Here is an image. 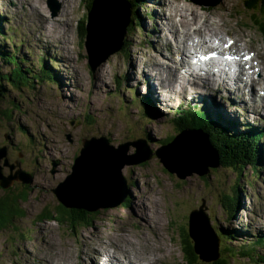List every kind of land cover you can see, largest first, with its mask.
<instances>
[{"label":"rangeland","instance_id":"rangeland-1","mask_svg":"<svg viewBox=\"0 0 264 264\" xmlns=\"http://www.w3.org/2000/svg\"><path fill=\"white\" fill-rule=\"evenodd\" d=\"M121 1L132 10L126 28L124 25L126 32L121 48L111 54L95 53L92 58L88 51L90 28L105 29L107 20L114 18V8L118 9L116 14L121 13L120 7H114V1L94 0L89 9L88 0H55V3L50 0H0V55L17 53L24 71L35 76L44 70L53 77H45L41 82L29 79L27 86L21 88L12 82H1L6 91L0 96V149L7 150V156L0 162L1 177L6 183V179L19 172L27 175L24 181H30V177L32 180L30 184L14 180L8 189L0 187V200L8 194L22 192L27 198L18 206L23 213L21 218L14 219L5 229L0 228V264H97L96 260L105 255L100 250L97 254H89L93 252L90 247L101 248L115 239L123 241L128 250L131 248L128 241L133 242L132 250L140 256L147 253L151 244L167 258L166 264H185L181 241L185 238L182 234L189 231L193 234L195 231L197 242L206 249L203 254L199 252L203 261L211 263L218 256L210 244L213 243L210 236L214 234L213 227L217 232L221 228L234 232L237 237L231 244L237 251L246 246L257 249L255 255L264 256V239L261 238L264 236V114L256 117L246 111L244 105L229 102L226 92L211 93L203 89L194 96L182 88L186 84L184 80L175 88V94L171 93V99L165 97L154 85L150 76L156 77V74L151 70L156 68L160 75L164 67L174 70L182 63L175 33L182 35L184 31L182 16L190 19L192 16L185 11H170L166 5L165 11L160 10V6H156L158 2L150 0L147 3L143 0L140 6V0L137 3L133 0L136 6L127 0ZM174 1L184 10L196 7L195 14L210 19L208 25L202 24L208 30V40L214 28L225 37L221 41L214 36L204 48L190 49L192 52L201 54L221 49L224 55L245 64L247 58L238 59L230 51L233 43L240 40L239 47L244 53H255L262 73H254L255 78L252 77L251 82L245 79V83L260 99L258 103L264 102V90H260L257 83V77L264 76V36L251 22L254 13L245 9V0H221L217 6L210 5L216 0ZM109 2L112 7L108 8ZM42 18L55 19L67 27L56 36L51 29L43 27L46 23H42ZM172 19L176 29L170 26ZM83 25L87 34L81 42L79 32ZM158 26L160 31L156 35ZM185 63L192 69L188 61ZM0 68L6 75L13 65L0 58ZM232 69L235 70V66ZM196 89L199 91L200 85ZM211 104L237 119L238 132L259 129L263 137L259 143L261 155L257 171L248 166L240 176L234 170L219 167L214 158L202 162L199 168L179 169L184 177L167 169L162 156L173 171L179 162L169 153L187 160L179 150L171 148L172 145H165L170 138L183 133L172 123L174 116L189 108L196 113L200 111L198 108H204L207 114H203L215 122L212 118L215 116L208 110ZM218 123L231 130L237 127L227 119L226 123ZM185 131L183 134L191 138V141L185 139L186 145L191 143L196 147L197 141L205 140L200 130ZM93 138L106 139V144L115 152L113 156L123 165L120 172H114L113 179L120 184L121 190L118 193L115 190L113 195H120V199L127 193L126 200L120 204L116 197L105 196L115 204L91 213L90 226L69 227L45 220L44 215L56 211L61 203L55 191L73 173L84 141ZM139 140H144L153 153L150 159L143 150L144 142ZM138 147L145 154L136 156ZM211 163L209 172L207 167H202V164ZM108 171L106 168L98 172L106 175ZM194 213L198 214L192 219ZM219 248L221 256L220 251L224 249ZM108 250L111 252V248ZM88 256L91 259L86 260ZM231 261L233 264H264L241 255Z\"/></svg>","mask_w":264,"mask_h":264},{"label":"bare ground","instance_id":"bare-ground-1","mask_svg":"<svg viewBox=\"0 0 264 264\" xmlns=\"http://www.w3.org/2000/svg\"><path fill=\"white\" fill-rule=\"evenodd\" d=\"M64 1L65 0H62V2H64ZM112 1L115 2L114 7H120V9L122 11L119 10L121 13L116 14V11L118 9L114 8L113 13H112V14H114V18L111 20H109V19L107 20L108 25L105 27V29H102L103 27H99V26H93L92 29L90 28L88 51H89L90 56L92 58L94 57L95 53H99L98 55H102V54H106V53L111 54V52H114V51L118 50L119 48H121V46L123 44V39H124V35L126 32L125 28H126L128 22L130 20L129 13L132 10H131V8H129L128 5L126 6L123 3V1H121V0H112ZM144 1H145V3L149 2V0H144ZM144 1L143 0L138 1V3H139L138 6H140ZM151 1L152 2H158L156 4V6H158V7L160 6L159 7L160 10L162 9L163 11H165V9L168 8L170 11H176L177 13L179 11H185L192 16V19H190L189 16H187V15L182 16L181 25L183 26L184 31L181 32L182 35L179 34L178 32L175 33L176 38H177L176 39V46L178 47V52L180 54H182V57H183L182 63L178 64V66H176V68L174 70L164 67L162 69V70H164V72H162L160 75H159L158 71L156 70V68L151 70V71L155 72L156 77L155 76H150V77L152 78L154 85H156V87L160 90V92H162V94L165 97L171 99L173 97V96H171V93L175 94V91H177L175 88L177 86H180L179 84L181 83V80H184V82L186 84L183 85L182 88L185 89V91H190L189 93L194 95V96H196V94L201 92L203 89L207 90L208 92H211V93L217 92V91L226 92L230 96L229 102H231L233 104H235V103L239 104L240 103L241 106L244 105L248 109L246 111L255 114L256 117H263V114H264V102H263V100L260 101V104H259L258 102L260 99H257L254 96L251 88L248 89V87H250V86H248L245 83V79L247 81L249 80V82H251L252 77H253V79L255 78L254 73L255 74L256 73H259V74L262 73L261 72L262 66L256 62V58L253 55L255 53L252 52L253 53L252 55H250V53L248 55L246 53H244L242 51L241 47H239L240 40H236L232 45L233 48L231 47L232 50H230V51L232 53H234L235 55H237L238 59H239V57L245 58L246 56H248L249 59H248L247 63L244 64L241 60L240 61L237 60L238 65L235 66V70L231 69L230 73H228V74H223V76L212 77V78H209V80L196 79L193 76L192 69H188L186 66L187 63H185V61H188L189 68H191L190 64H189V59L193 58L192 55L197 53V51L192 52L190 49L198 50V47L204 48L205 45L207 43H209L211 38L214 36L220 37L221 41H223L225 37L220 35L221 31L219 29L214 28V30L211 33L212 37H210L208 40V38H207V31L208 30H206L202 26V24L208 25L210 22L209 21L210 19L208 20L207 18H204L200 14H195L196 13L195 11H197L196 7L192 8V9L187 8L186 10H184L185 8L183 9V8L177 6L176 2L174 0H165V2H164V0H150V2ZM173 1L175 2V4L173 3ZM168 2L170 3V5L168 4ZM165 5L167 6L166 8H165ZM109 7H112V2L108 3V8ZM156 12H157V10H156ZM95 14L99 15L97 12H95ZM126 14H128V15H126ZM164 15H165V13H164ZM200 19L202 21L199 23ZM42 23H46V26H43V27L49 28V30L51 29V31L54 32L56 36H58V34H61V32L63 33V27H65L67 25L65 23L56 22L55 19H52V20L45 19L44 20L43 18H42ZM124 25H125V28H124ZM170 26H172L173 29L177 28L175 25V22H173V19H172V25L170 24ZM159 29L160 28L158 26V29H156V31L154 30L156 32V35L160 31ZM194 38H198L200 40L196 41ZM180 39L183 41L182 42L183 44L179 43ZM160 44L158 46H160ZM93 47H94L95 51H94ZM242 52H243V55H242ZM179 53H177V54H179ZM210 53H213V52L210 51ZM176 63H178V62H176ZM257 68L260 70L257 71L256 70ZM183 73H185L186 75H184ZM257 83L260 86V90H264V86H263L264 84L263 85L261 84V83H264V76L263 75L260 78H259V76L257 77ZM199 85H200V90L198 91V89H196V87H199ZM180 93H181V91H180ZM233 96L235 98H233ZM259 98H261V97H259ZM213 101H214V99H213ZM258 104H259V106H257ZM206 105H207V103H206ZM208 108H209L208 109L209 112H211L212 115L215 116L212 118H215L217 122H220V123L225 122L226 123V119H227V120L231 121L232 123H234L237 126L236 130L235 129L231 130V128H230V130L232 132L236 131V133H238L237 128H238V126L240 127V125L238 124L237 119L235 117H233L231 113L228 112L229 115H227L226 110L222 109L221 107H216L215 105H212V104H211V107H210V105H208ZM198 109L200 111H202L203 113L207 114V112L205 111L204 108H198ZM213 111L220 112L222 115L215 114ZM222 117L225 118V121L222 120ZM198 121H199V119H198ZM203 134L207 135L206 133H203ZM184 140H185L184 137L181 138L177 142V144L175 145V147L179 148L181 153L184 154L185 157H187V160H183L184 162L181 164V166L183 168H185L187 165L190 167L194 166L195 168H199V164H201L202 162L207 161L209 158H216V155L214 154V157H213V155H210L211 154L210 149H207L201 143L195 144L196 145V147H195L191 143H190V145H186L185 144L186 142L184 143ZM182 141H183V143H182ZM176 158L178 159L179 157L174 156L175 160H176ZM95 160L97 162L91 163V164H89V166H85L84 169H82L83 173H84L83 177H85V178H80V182L85 181L87 179L93 180L95 182L104 181L101 173L98 172L94 168L103 169V168L112 167L113 165H110V163H109L110 160H109V162L107 160H104V159L101 160L99 158H96ZM111 160H112V162H115V163H118L120 161L119 159H117L114 156H112ZM92 161H94V159ZM162 161L164 162L165 165L169 164L165 160L164 156L162 157ZM177 162H179V161H177ZM81 168H82V166H81ZM88 169H91V171H88ZM98 185H100V183H98ZM73 187H74V185H73ZM210 234H212V233H210ZM215 235L214 234L210 235L211 240L213 242L210 244H212V249L215 250L214 251L215 254H219L218 246L220 244L221 238L216 237ZM118 240L119 239H115V240H111L109 243L106 242L105 244H107V245L102 246L101 248L97 245H93L89 249L93 252H91L89 254H97V252L99 250H100L99 252H103L102 254L105 255L104 257H100L97 260L94 259L97 261V264H109V263H114V262H115V264H123V263L124 264L125 263L126 264H138V263L139 264H166V262H167V261L164 262L165 260H167V258L162 257V252L160 250L157 251L156 248L151 244H149V248H148L149 250L147 251V253L146 252L141 253L144 256L143 257V256H140L139 252H137V251L134 252L132 250L133 247H135L133 242L128 241L130 244V247H131L128 250L127 245H125V243L123 241L120 242ZM105 244H102V245H105ZM108 244H112V246L109 247ZM118 244L120 245L119 246L120 250H117ZM159 246H162V245H159ZM162 247H165V246H162ZM166 247H168V246H166ZM109 248H111V252H110V250H108ZM197 248L201 254H203L206 251V249L202 248V246L199 244V241L197 242ZM112 251H115L116 254H113ZM127 258H133L135 261H132V260L127 261ZM88 259H91V257L88 256V258L86 260H88ZM99 261L101 263H98ZM46 264H54V263L46 262Z\"/></svg>","mask_w":264,"mask_h":264},{"label":"trees","instance_id":"trees-1","mask_svg":"<svg viewBox=\"0 0 264 264\" xmlns=\"http://www.w3.org/2000/svg\"><path fill=\"white\" fill-rule=\"evenodd\" d=\"M88 1V8L90 9L94 0ZM127 1L132 5H137V0H134L136 3L133 0ZM245 9L254 13L251 15V22L253 21L252 23L264 36V0H245ZM81 30L82 31L79 32V39L81 42H84L87 34L84 25L81 27ZM125 44L126 41L123 45V48L125 47ZM0 58L6 61L8 65H13L12 71L6 75L2 74L0 68V96H2L1 94H3L4 91H6V87H4L1 82H12L21 88V86H27L29 79L39 80L41 82L45 77L53 78L50 73L44 70H41V74H37L35 76L30 75L31 73L27 70L24 71L20 62L18 61L17 53L13 55L6 53L0 55ZM154 114L155 109L152 115ZM172 123L180 133L181 131L184 132L189 128V130H200L201 132L204 131L207 133L209 144L218 152L219 167L221 166L224 169L234 170L240 176L242 175L244 169L248 166L254 168L256 171L258 170L257 166L260 162L259 158L261 155L259 143L261 137H263L261 133L259 134L258 129H250V131L246 130V132H238L235 134L230 129L223 128L218 122L211 121L207 115L203 114L202 111L196 113L192 108H189L183 112H178L177 116H174L172 119ZM176 137L170 138V141H166L165 145H170L176 139ZM207 171L209 172V168ZM12 195L8 194L4 199L0 200L1 229L9 227L13 223L14 219L19 217L21 218V215L23 214L19 211L18 206L27 199L25 198L26 194L22 192ZM232 212H234V209ZM91 213L94 212H89L87 210L78 208H68L60 203L56 211L51 213L47 212V215L45 214L44 216L46 218L45 220L49 222H56L60 225H68L69 227H74L76 224L90 226L91 222H93V219L89 220L93 215ZM213 230L214 235L216 234V237H220L222 235L225 237H220L222 242L220 247L224 249V256L222 255L223 251H220L222 252L221 256L218 254V256L215 257L211 263H205L197 249V240L193 238L192 233L189 231L186 234H182V236L185 238H183V241H181L182 249L185 252L183 255L185 264H233L231 260L239 255L243 256L244 258H249V260L252 262H264V256L255 255L257 249H247L245 246L242 247L241 251H237L236 248L231 244L232 239L237 237L234 232L225 230L223 228L220 229V232H217L214 227ZM260 244L263 243L260 242Z\"/></svg>","mask_w":264,"mask_h":264},{"label":"water","instance_id":"water-1","mask_svg":"<svg viewBox=\"0 0 264 264\" xmlns=\"http://www.w3.org/2000/svg\"><path fill=\"white\" fill-rule=\"evenodd\" d=\"M50 1L55 3V0H50ZM220 1L221 0H216L215 3L213 2V4H210V5L217 6ZM94 5H95V3H94ZM185 132H187V131H185ZM185 132H183V133H185ZM183 133L181 135H178L176 137V139L170 144V146L172 145L171 148H175L178 151L179 148H176L175 145L183 137H184V139L191 141V138L189 139V137H187V134H183ZM204 139L205 140H199L197 142L201 143L207 149H210V151H211L210 155H213V157H214V154L216 155V158H214V160L216 161V164L219 166V155H218L217 150L209 144L207 135H205ZM103 141H105V143ZM139 142L143 143L144 140H139ZM106 143H107L106 139L105 140H103V139L97 140L96 138L84 141L83 148L80 152V155L77 156L75 159V165L73 167V173L67 178L65 183L60 185L59 189H57L55 191L59 200L61 201V203L65 207L84 209V210H87L89 212H97L98 209L101 207L113 206L112 204H115V203H113V201H111L110 198H107L105 196H108V197L112 196V197H116L117 199H119L120 195H118V194L113 195L115 190H117V193L121 190V189H119L120 184L115 182V180L113 179V175H114V172H116V171L120 172L123 168V165L119 164L120 161L118 163L112 162L111 158L115 152H113L111 150V148H109V146ZM182 143H183V141H182ZM184 143H185V140H184ZM92 144H96V145L94 146ZM143 145L145 146V148H143V150L148 155L147 159H150L152 157L153 153L151 152V150L149 148L148 149L150 152H148L147 145L145 144V142L143 143ZM90 146H92V147H90ZM98 146H100V147L98 148ZM137 146H139V145H137ZM138 149H139V152H138V155H136V156H139L140 154H142V155L145 154L142 152L140 147H138ZM171 152H173V151H171ZM178 152L181 153L180 150ZM169 154L171 155L172 158H174V156H175L174 153H169ZM6 156H7L6 148L5 149L1 148L0 149V162ZM96 158H99L101 160L104 159V160H107L108 162L110 160V162H109L110 165H113L112 167L108 168L109 171L106 175H102L104 181L95 182L93 180L87 179L85 181L80 182V178H85V177H83L84 173H83L82 169H84L85 166H89V164H91V163L97 162L95 160ZM93 159H94V161H92ZM177 161H179L180 164L179 163L177 164V168L174 169V171L169 166L166 165V167L169 171H172V173H177V174H179V176L184 177L183 174L179 173V171H180L179 169H186L190 166L187 165L185 168H183L181 166V164L184 161L180 157L178 159L176 158L175 162H177ZM5 164L7 166L8 161ZM168 165H171V164H168ZM81 166H82V168H81ZM118 166H120V167L117 170L116 167H118ZM212 166H213L212 163L207 164L206 166H205V164H202V167L209 168ZM13 168H14V166H12L11 169H13ZM1 169L2 168H0V187H2L3 189H8L14 180L22 182L23 184H30L31 183L32 177L29 176L30 181H29V179L27 181H24L23 180L24 176L26 178L27 175L25 173L19 174V172L17 173V176L11 175L10 178L6 179L7 182L4 183L5 179L3 177H1ZM94 169L99 171V170H104L106 168H103V169L94 168ZM88 171H91V169H88ZM115 177H117V175ZM121 177L123 178L122 175H121ZM98 183H100V185H98ZM73 185H74V187H73ZM123 188H124V184H123ZM127 196H128L127 193L123 194L117 202H121L120 204H122L126 200ZM198 213H196V214H198ZM196 214L194 213V215H192V219H195ZM192 226H193V224H192ZM193 230H195L194 226H193ZM192 236L197 240V237L195 236V231H194V234L192 233Z\"/></svg>","mask_w":264,"mask_h":264}]
</instances>
